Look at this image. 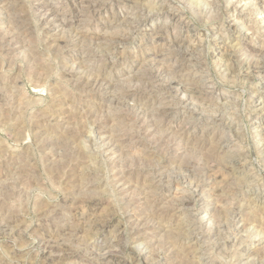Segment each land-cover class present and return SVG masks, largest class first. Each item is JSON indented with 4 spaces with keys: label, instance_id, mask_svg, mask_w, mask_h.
<instances>
[{
    "label": "rangeland",
    "instance_id": "rangeland-1",
    "mask_svg": "<svg viewBox=\"0 0 264 264\" xmlns=\"http://www.w3.org/2000/svg\"><path fill=\"white\" fill-rule=\"evenodd\" d=\"M87 1L0 0V264H264V0Z\"/></svg>",
    "mask_w": 264,
    "mask_h": 264
},
{
    "label": "bare ground",
    "instance_id": "bare-ground-1",
    "mask_svg": "<svg viewBox=\"0 0 264 264\" xmlns=\"http://www.w3.org/2000/svg\"><path fill=\"white\" fill-rule=\"evenodd\" d=\"M13 1V0H12ZM84 1V0H83ZM85 1H87V0H85ZM93 1V2H92ZM88 0L87 1V3H86V5H87V7L86 8H89L92 12H94V11H98L100 8H102V7H100V6H102V5H100L99 6V4L96 2V1H99V0ZM216 1V0H215ZM81 2V1H80ZM79 2V3H80ZM116 3V2H115ZM213 3H214V1H213ZM217 3V2H216ZM255 3V2H254ZM83 4H84V2H83ZM246 4V3H245ZM251 4H253V3H251ZM250 4V5H251ZM2 5V4H1ZM212 5H214V4H212ZM212 5H210V6H212ZM68 6V5H67ZM217 6V5H216ZM44 7H46V9H45V16L44 17H47V18H51L50 20H54L55 18H57L58 17V14H57V12H56V9H55V11H54V8L51 6V5H47V6H44ZM110 7V6H109ZM213 7H215V6H213ZM85 8V7H84ZM83 8V9H84ZM85 8V9H86ZM151 8V7H150ZM153 8V7H152ZM212 8V7H211ZM82 9V8H81ZM82 9V10H83ZM142 9V8H141ZM209 9V8H208ZM213 9V8H212ZM58 10V9H57ZM138 10V9H137ZM214 10V9H213ZM218 10V9H217ZM86 11V10H85ZM194 11V10H193ZM14 12V11H13ZM83 12V11H82ZM5 13V12H4ZM76 13V12H75ZM90 13V12H89ZM99 13V12H98ZM136 13V12H135ZM236 13V12H235ZM93 14V13H92ZM134 14V13H133ZM137 14V20H135V22H133V21H127V24L129 25V26H131L132 28H134V30H135V28L137 27V26H139L140 24L141 25H144L146 22H150V21H153V20H155L156 18H158V16L156 17V16H154V14L151 16V14H148V13H144V12H142V11H139V12H137L136 13ZM157 14V13H156ZM209 14H210V9H209ZM130 15V14H129ZM158 15V14H157ZM131 16V15H130ZM133 16V15H132ZM134 17V16H133ZM8 18V17H7ZM130 18V17H129ZM128 19V18H127ZM126 19V20H127ZM131 19V18H130ZM135 19V18H134ZM49 20V19H48ZM48 20H46V21H48ZM58 21L60 22V23H65V19L63 18V17H61V18H59L58 19ZM58 21H57V23H58ZM125 21V20H124ZM123 21V22H124ZM126 22V21H125ZM15 23V22H14ZM45 26V25H44ZM128 28V27H127ZM241 29V28H240ZM243 29V28H242ZM13 30V29H12ZM130 31V30H129ZM133 31V30H132ZM12 33V32H11ZM18 33V32H17ZM79 35V34H78ZM5 36V35H4ZM17 37V36H16ZM109 37V36H108ZM105 38V37H104ZM175 37H173V39H174ZM178 38V37H177ZM177 38H175L174 39V43L173 44H175L176 45V47L179 49L180 48V45L182 44V42L184 41V40H182V39H177ZM8 40H9V38H8ZM119 40V39H118ZM10 41H11V39H10ZM99 41V40H98ZM113 41V40H112ZM117 41V40H116ZM115 41V42H116ZM8 42V41H7ZM107 43V42H106ZM117 46V45H116ZM177 48H176V50H177ZM78 49V48H77ZM95 49V48H94ZM113 49V48H112ZM175 49V48H174ZM182 50V49H181ZM184 50V49H183ZM187 50V49H186ZM260 51H258L257 52V54L253 57V56H251V58H254L253 60V63H249V64H247V62H246V64L247 65H245L244 66V68H246V70H245V72L247 71L248 73L250 72H253L252 73V75L254 74V72H256V73H259V72H263L264 71V46H263V48L261 47V49H259ZM76 51V50H75ZM194 51H196V50H194ZM96 52V51H95ZM174 52H176V51H173V54H174ZM178 52V54L182 57V56H184V54L182 53V52H179V51H177ZM185 52V51H184ZM192 51H190V53H191ZM84 53V52H83ZM77 56V55H76ZM188 56H189V54H188ZM73 57V56H72ZM261 57L263 58L262 60H260L261 59ZM186 58V57H185ZM167 59V58H166ZM187 60V59H186ZM248 61H250L251 62V60H249L248 59ZM105 62H107V61H105ZM229 62V61H228ZM72 64V63H71ZM81 65V64H80ZM169 66V65H168ZM229 67V66H228ZM232 67V66H231ZM164 68V67H163ZM167 68V67H166ZM181 68V67H180ZM227 69V68H226ZM85 70V69H84ZM158 70V69H157ZM156 70V71H157ZM166 70V69H165ZM143 71V70H142ZM148 71V70H147ZM169 71V70H168ZM173 71H175V70H173ZM82 72V71H81ZM83 73V72H82ZM91 73V72H90ZM148 73V72H147ZM169 73V72H168ZM167 73V74H168ZM244 73V72H243ZM92 74V73H91ZM129 74V73H128ZM173 74V73H172ZM176 74V73H175ZM264 74V73H263ZM81 75V74H80ZM131 75V74H130ZM154 75V74H153ZM255 75H257V74H255ZM141 76H143V75H141ZM250 76V75H249ZM259 76V75H258ZM131 77V76H130ZM138 77V76H137ZM136 77V78H137ZM140 77V76H139ZM138 77V79H140ZM147 77V76H146ZM145 77V78H146ZM155 77V76H154ZM246 77V76H245ZM103 78V77H102ZM173 78V77H172ZM95 80H93V83H94V81H97V82H105V84L106 85H104V86H110L111 84H112V81L110 80V79H100L99 77H95L94 78ZM143 79V78H142ZM117 80V79H116ZM127 80V79H126ZM147 80V79H146ZM131 81V80H130ZM145 81V80H144ZM174 81V80H173ZM187 81V80H186ZM135 82H137V81H135ZM140 82H141V80H140ZM143 82V81H142ZM175 82V81H174ZM182 82V81H181ZM184 82H185V80H184ZM99 83V84H100ZM115 83V82H114ZM130 83V82H129ZM123 84V83H122ZM128 84V83H127ZM131 84V83H130ZM136 84V83H135ZM142 84V83H141ZM177 84V83H176ZM102 85V84H101ZM137 85V84H136ZM175 85V84H174ZM179 85V84H178ZM177 85V86H178ZM99 86V85H98ZM132 86V85H131ZM134 86V85H133ZM139 86V85H138ZM168 86V85H167ZM173 86V85H172ZM102 87V86H101ZM111 87V86H110ZM113 87V86H112ZM137 87V86H136ZM151 87V86H150ZM156 87H157V85H156ZM161 87V86H160ZM200 87V86H199ZM134 88H135V86H134ZM140 88V87H139ZM139 88L137 89V90H139ZM165 88V87H164ZM172 88V87H171ZM174 88H176V90H177V87H175L174 86ZM188 88V87H187ZM191 88V87H190ZM189 88V89H190ZM195 88H197V87H195ZM202 88V87H201ZM126 89V88H125ZM168 89H169V86H168ZM167 89V90H168ZM189 89H188V92H189ZM115 90H116V88H115ZM117 90H118V88H117ZM144 90V89H143ZM166 90V91H167ZM170 90V89H169ZM175 90V89H174ZM178 90H180V89H178ZM177 90V91H178ZM193 90V89H192ZM113 91V90H112ZM120 91V90H119ZM131 91V90H130ZM135 91V90H134ZM133 91V92H134ZM140 91H142V89L140 90ZM149 91V90H148ZM182 91H185V90H182ZM135 92H137V91H135ZM179 92V91H178ZM199 92H201V91H199ZM131 93V92H130ZM139 93V92H138ZM183 93V92H182ZM181 93V94H182ZM195 93H196V91H195ZM193 94L194 96H196V94ZM202 93V92H201ZM123 94V93H122ZM184 94V93H183ZM187 94V93H186ZM185 94V95H186ZM107 95V94H106ZM134 95V94H133ZM189 95H191V92L189 93V94H187V96L189 97ZM192 96V95H191ZM190 96V97H191ZM201 96V95H200ZM204 96V95H203ZM197 97V96H196ZM99 98V97H98ZM102 98V97H101ZM110 98V97H109ZM192 98V97H191ZM198 98H200L199 96H198ZM198 98H195V99H198ZM204 98V97H203ZM113 99H115L114 97H113ZM194 99V100H195ZM202 99V98H201ZM201 99H199V100H201ZM210 99V98H209ZM213 99V98H212ZM110 100H112V99H110ZM109 100V101H110ZM160 100V99H159ZM203 100V99H202ZM205 100V99H204ZM203 100V101H204ZM108 101V100H107ZM158 101V100H157ZM164 101V100H163ZM198 101V100H197ZM215 104V103H214ZM109 105V104H108ZM115 105V104H114ZM116 106H118V105H116ZM125 106V105H124ZM127 106V105H126ZM138 107V106H137ZM144 107V106H143ZM210 108V107H209ZM201 109V108H200ZM136 110V109H135ZM212 110V109H211ZM165 111H167V110H165ZM160 112V111H159ZM164 112V111H163ZM140 113V112H139ZM165 113V112H164ZM164 113H163V115H164ZM135 114V113H134ZM166 114V113H165ZM51 115V114H50ZM138 115V114H137ZM152 116V115H151ZM160 116V115H159ZM144 117V116H143ZM150 117V116H149ZM149 117H147V118H149ZM136 118V117H135ZM142 118V117H141ZM143 119V118H142ZM212 121V120H211ZM140 122V121H139ZM123 123V122H122ZM153 123V122H152ZM126 125V124H125ZM108 126V125H107ZM105 129V128H104ZM100 131V130H99ZM103 136V135H102ZM109 136V135H108ZM110 137V136H109ZM260 137V136H259ZM63 138V137H62ZM69 138V137H68ZM99 138H100V136H99ZM111 140V139H110ZM66 143V142H65ZM64 145V144H63ZM264 146V145H263ZM60 148V147H59ZM62 148V147H61ZM66 148V147H65ZM208 156V155H207ZM77 157V156H76ZM80 157V156H79ZM2 158V157H1ZM191 158V157H190ZM210 158H211V156H210ZM239 158V157H238ZM203 159V158H202ZM208 159V158H207ZM188 160V159H187ZM194 160V159H193ZM213 160V159H212ZM84 161V160H83ZM199 161V160H198ZM181 162V161H180ZM179 162V163H180ZM186 163V162H185ZM194 163V162H193ZM187 164V163H186ZM185 164V166L187 167V165ZM189 164V163H188ZM64 165H66V164H64ZM152 165H154V164H152ZM184 166V165H183ZM182 166V167H183ZM203 166H205V165H203ZM210 166V165H209ZM212 166V165H211ZM216 166V165H215ZM177 167H178V165H177ZM181 167V166H180ZM191 167V166H190ZM80 168V167H79ZM211 168V167H210ZM179 169V168H178ZM204 169V168H203ZM218 169V168H217ZM231 169V168H230ZM78 170V169H77ZM231 170H233V169H231ZM197 171V170H196ZM211 171H215V170H211ZM77 172V171H76ZM190 172V171H189ZM185 173V172H184ZM211 173V172H210ZM218 173V172H217ZM141 174V173H140ZM208 174V173H207ZM215 174V173H214ZM214 174H212V176L214 175ZM232 174V173H231ZM72 175V174H71ZM146 175V174H145ZM181 175V174H180ZM217 175V174H216ZM79 176V175H78ZM203 176V175H202ZM210 176H211V174H210ZM184 177V176H183ZM213 177H215V176H213ZM89 178V177H88ZM204 178V177H203ZM194 179V178H193ZM211 179V178H210ZM80 180V179H79ZM215 180V179H214ZM87 181H88V179H87ZM196 182V181H195ZM199 182V181H198ZM203 182V181H202ZM206 182V181H205ZM72 183V182H71ZM30 184V183H29ZM198 184V183H197ZM79 185H80V181H79ZM214 186V185H213ZM196 187V186H195ZM202 188V187H201ZM140 190V189H139ZM246 191V190H245ZM242 193V192H241ZM81 198V197H80ZM184 199V198H183ZM94 200V199H93ZM85 201H87V200H85ZM85 201H83V202H85ZM179 201V200H178ZM82 202V203H83ZM154 202V201H153ZM182 203V204H181ZM180 203V205H182V206H187V204L186 203H183V202H181ZM222 203V202H221ZM85 204H87V202L85 203ZM74 207V206H73ZM127 207V206H126ZM84 208V207H83ZM181 208V207H180ZM230 208V207H229ZM238 208V207H237ZM232 210V209H231ZM230 211V210H229ZM237 211V210H236ZM232 212H234L233 210H232ZM126 213V212H125ZM51 214V213H50ZM68 214V213H67ZM184 214V213H183ZM234 214V213H233ZM125 215V214H124ZM60 216V215H59ZM64 216V215H63ZM215 216V215H214ZM232 216V215H231ZM16 217V216H15ZM226 217H227V215H226ZM56 218V217H55ZM222 218H224V217H222ZM4 219H6V218H4ZM160 219V218H159ZM218 219L219 220H217L218 222L219 221H221L220 219H221V217H218ZM106 220V219H105ZM108 220V219H107ZM150 220V219H149ZM14 221V220H13ZM20 221V220H19ZM66 221V220H65ZM95 221V220H94ZM100 221V220H99ZM148 221V220H147ZM151 221V220H150ZM216 221V223H218ZM224 221V220H223ZM107 222V221H106ZM105 222V223H106ZM109 222V221H108ZM214 222V221H213ZM52 223H54V221L52 222ZM65 223V222H64ZM91 223V222H90ZM98 223V224H97ZM96 224L98 225V226H100V227H104L105 226V223L103 222V225L101 224V222H97ZM216 223H215V226H216ZM221 223V222H220ZM220 223H218V226H219V224ZM63 224V223H62ZM221 224H223V223H221ZM56 225V224H55ZM75 225V224H74ZM94 225H95V223H94ZM157 225V224H156ZM159 225V224H158ZM229 225V224H228ZM10 226V225H9ZM69 226H71V225H69ZM76 226V225H75ZM89 226V225H88ZM55 227V226H54ZM64 227H66V226H64ZM217 227V226H216ZM12 228V227H11ZM75 228V227H74ZM74 228H72V229H74ZM90 228V227H89ZM133 228V227H132ZM230 228V227H229ZM71 229V228H70ZM81 229V228H80ZM137 229V228H136ZM218 229H220V226L218 227ZM69 230V229H68ZM132 230V229H131ZM43 231V230H42ZM51 231V230H50ZM62 231V230H61ZM72 231V230H71ZM217 231L218 230H216V233H217ZM220 231V230H219ZM6 232V231H5ZM73 232V231H72ZM9 233H10V229H9ZM48 233V232H47ZM68 233V232H67ZM181 233V232H180ZM134 234V233H133ZM139 235V234H138ZM141 235V234H140ZM169 235V234H168ZM171 235V234H170ZM169 235V236H170ZM168 236V237H169ZM171 236H174V235H171ZM135 237V236H134ZM133 238V237H132ZM54 240V239H53ZM131 240V239H130ZM169 240H171V239H169ZM48 241V240H47ZM47 241H45V242H47ZM61 241V240H60ZM59 241V242H60ZM39 242V241H38ZM44 242V241H43ZM116 242L117 243H115L116 245H115V248L117 247L119 250H121V248H125V245L123 244V241H122V238H118L117 240H116ZM66 243V242H65ZM174 244V243H173ZM44 245H45V250H47V252L49 253V255L47 256V257H45V259L47 260V261H53V260H57V259H59V260H61V258H63V256L64 257H67V256H69V253L71 252V250L69 249V248H66V247H64V246H60L59 244H53V243H51L50 241L49 242H47L46 244L44 243ZM73 245V244H72ZM75 246V245H74ZM68 247V246H67ZM75 248V247H74ZM118 250V251H119ZM43 253V252H42ZM72 253V252H71ZM70 253V254H71ZM263 253H261V255H262ZM111 255V254H110ZM256 259H258V258H256ZM84 260V259H83ZM113 260V259H112ZM79 261V260H78ZM120 261V260H119ZM110 262V261H109ZM264 262V261H263ZM91 263V262H90ZM120 263V262H119ZM124 263V262H123ZM66 264V263H65ZM106 264V263H105ZM108 264V263H107Z\"/></svg>",
    "mask_w": 264,
    "mask_h": 264
}]
</instances>
